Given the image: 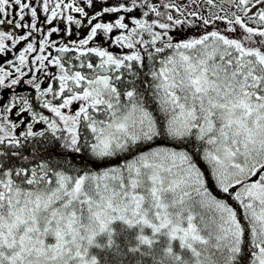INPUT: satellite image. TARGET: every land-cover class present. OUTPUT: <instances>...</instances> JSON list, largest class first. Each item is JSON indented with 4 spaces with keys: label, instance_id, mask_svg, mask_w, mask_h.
<instances>
[{
    "label": "snow or ice",
    "instance_id": "6c2138e0",
    "mask_svg": "<svg viewBox=\"0 0 264 264\" xmlns=\"http://www.w3.org/2000/svg\"><path fill=\"white\" fill-rule=\"evenodd\" d=\"M0 264H264V0H0Z\"/></svg>",
    "mask_w": 264,
    "mask_h": 264
}]
</instances>
